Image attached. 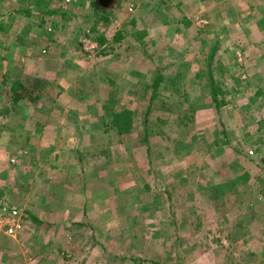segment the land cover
Wrapping results in <instances>:
<instances>
[{
	"label": "rangeland",
	"instance_id": "1",
	"mask_svg": "<svg viewBox=\"0 0 264 264\" xmlns=\"http://www.w3.org/2000/svg\"><path fill=\"white\" fill-rule=\"evenodd\" d=\"M17 1L30 13L12 11L13 0H0V24L15 17L19 26L12 30L39 18L46 10L41 5L56 10L55 23L82 28L80 22L88 27L95 20L89 14L94 0ZM178 1L98 4L112 6L124 20L137 11L143 22L133 35L141 38L144 57L166 67L154 80L152 68L142 72L134 91L115 86L106 93L99 81L92 82V105L104 108L105 126V137L94 138L84 154L90 169L83 174L94 177V206L60 211L65 219L32 221L28 205H42V190L0 196L17 208L20 220L13 234L0 227V264H264V0ZM72 14L75 23L65 19ZM184 20L189 24L180 25ZM147 26L153 28L149 35H139ZM3 39L0 33V44ZM155 43L161 53L169 48V55L155 53ZM170 58L185 65L160 62ZM210 75L221 91L218 108ZM3 86L1 109L2 95L8 96ZM106 94L124 96L111 105L132 111L129 131L118 133L110 125L114 110ZM10 167L14 188L24 185L32 192L37 180L28 172L15 180L23 167ZM78 198L83 196L70 194L67 206Z\"/></svg>",
	"mask_w": 264,
	"mask_h": 264
},
{
	"label": "crops",
	"instance_id": "2",
	"mask_svg": "<svg viewBox=\"0 0 264 264\" xmlns=\"http://www.w3.org/2000/svg\"><path fill=\"white\" fill-rule=\"evenodd\" d=\"M178 2L181 3L182 0ZM13 3L17 5L10 4L12 11L19 9L23 13H30V9L20 1L13 0ZM106 10L112 11L109 15L112 18L105 22L95 19L91 27L94 28L97 24L96 32H102L110 46L95 56L84 55L74 42L77 38L74 39L72 34L81 32L86 27L79 20L82 28L55 23L53 31L45 29L50 24V16H42V13L38 15L39 18L26 22L18 30L10 27L15 23L19 26L15 17L3 20L8 21L6 26L0 24V33L4 38L3 44H0V85H4V91L8 94L7 97L2 95V109L0 106V196L9 198L11 193L21 191L26 195H33L42 190V205H28L41 220L62 219L61 216L65 219V215L60 216V211L74 209L75 212H83L84 209L94 206V177L83 174L90 169L85 165L87 159L84 154L94 138L105 137V126L100 116L104 115V108L92 105L95 92V84L92 82L99 81L106 93L115 86L120 92L134 91L142 72L152 68L150 76L154 80L159 77L162 68L166 67L144 57L143 48L138 42L141 38L133 35L140 29L141 21L143 22L140 21L137 11L132 13L131 20H124L114 14L115 8L112 6ZM186 16L192 19L190 14L186 13ZM77 17L72 14L65 19L72 18L71 22L75 23ZM43 19H46L44 25ZM33 22L38 25L33 26ZM187 24L189 21L184 20L180 25ZM149 28L153 29L147 26V30L144 28L142 32L138 31L141 32L139 35L147 32L149 35ZM9 33L14 35L10 39ZM116 33L120 35L118 39H114ZM162 48L156 44L154 52L168 56L169 48L161 53L159 50ZM173 61L185 65V61L179 59L160 60L167 67ZM80 74H83V79ZM101 75L106 79L104 84L99 80ZM160 75L166 77V72ZM132 81L134 82L127 88ZM76 87L85 90L78 91ZM27 88L33 90L31 96ZM102 97L113 108L111 104L119 100L121 102L124 96L113 98L112 94L111 97L106 94ZM47 100L51 101L45 108ZM82 104L86 106L81 107ZM117 109L113 108L114 111ZM85 116L83 123L82 117ZM87 116L93 119H88ZM10 165L13 169L23 167V175L15 176V180L25 178L26 172L29 177L37 180L31 186L32 192L24 189V185L14 188V175ZM70 194H80L83 198H78L79 202L74 205L70 201L72 206L68 207ZM120 207L125 209L123 205ZM93 222L96 225H105L97 220Z\"/></svg>",
	"mask_w": 264,
	"mask_h": 264
},
{
	"label": "trees",
	"instance_id": "3",
	"mask_svg": "<svg viewBox=\"0 0 264 264\" xmlns=\"http://www.w3.org/2000/svg\"><path fill=\"white\" fill-rule=\"evenodd\" d=\"M44 1L45 0H38L39 4L44 2ZM101 1H103V0H101ZM101 1L100 0H94L93 7H92L93 9L89 14L92 15L94 17V19H96V20L99 19V20L105 22V21L112 18V17L111 18L109 17V15L111 14L112 11L105 10V7L103 5H101V7L98 6L99 3L101 4ZM40 9H46V10H42L43 16H45V17L50 16L48 18V20L50 21V24H47L45 29L47 30V28H48V29H51L53 31V27L55 24V16L57 15L55 13L56 10L54 8H44V7H42V5L40 6ZM45 20L46 19L42 20V24L44 23ZM92 26H93V24H92ZM96 27H97V24H95L94 28L91 27V24L88 27H85L81 31V36L79 38H77V40H76L77 48L79 47V49H81V51L83 52L84 55H89V56L90 55H97L98 53H101V51L103 52V50H105V48L107 49L108 46H110V45H108L107 39L104 37L103 33L102 32H99V33L96 32ZM83 36H89L90 38H92L98 42V46L94 52L91 53L90 51L83 48V46H82V37ZM119 37H120V35H117V33L114 35V39H118ZM210 85H211L212 100L214 101L216 108H218L219 105L223 102V100L218 97V95H219V93H221V91L218 88V86L215 84L211 75H210ZM110 116H111L110 117V125L114 126L115 130L118 133L127 132L131 129V127L133 125V117H132V111L130 109L123 108V109H120L117 111H113V112H111ZM27 215L26 216L29 217L32 221H39V218L32 211L28 210ZM26 216L24 213L22 214V217L24 219Z\"/></svg>",
	"mask_w": 264,
	"mask_h": 264
},
{
	"label": "built area",
	"instance_id": "4",
	"mask_svg": "<svg viewBox=\"0 0 264 264\" xmlns=\"http://www.w3.org/2000/svg\"><path fill=\"white\" fill-rule=\"evenodd\" d=\"M82 46L84 49L92 53L97 48L98 42L89 36H83ZM4 211L6 212L4 213ZM19 222L20 220L17 208L7 207L0 198V227H2L6 233L13 234L18 227Z\"/></svg>",
	"mask_w": 264,
	"mask_h": 264
}]
</instances>
